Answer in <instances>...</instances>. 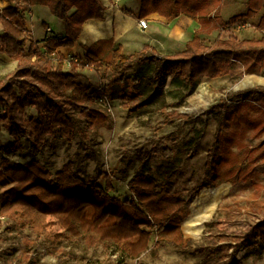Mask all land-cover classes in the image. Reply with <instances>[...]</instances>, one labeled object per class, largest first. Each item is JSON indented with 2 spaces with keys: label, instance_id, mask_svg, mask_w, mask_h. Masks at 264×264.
<instances>
[{
  "label": "trees",
  "instance_id": "obj_1",
  "mask_svg": "<svg viewBox=\"0 0 264 264\" xmlns=\"http://www.w3.org/2000/svg\"><path fill=\"white\" fill-rule=\"evenodd\" d=\"M8 7L0 9V53L16 60L14 69L0 76V122L13 139L9 152L22 148V137L28 141L33 155L42 150L47 137L71 141L75 134L78 115L83 127L90 130L105 114L97 103L123 98L129 111L148 104L152 93L161 91L167 77L177 84L188 82L193 88L201 78H213L228 73L236 54L264 68V35L259 38L238 39L233 30L249 23L264 30V0H247L244 13L224 18V8L236 0H138L137 16L156 14L159 19H170L182 14L197 23L185 48L169 54L155 53L144 44L132 54L122 52L118 45L111 49L113 77L106 88L96 92L84 87L76 78L79 67L100 66V47L94 43L85 48L84 63L69 59V70H64L65 57L58 47H72L78 40L82 24L88 19H102L105 6L101 0H9ZM41 5L63 23L61 36L50 35L43 40L44 52L37 42L29 41L25 24V6ZM133 15L129 11H123ZM219 29L220 34L210 44L201 35ZM29 42V43H28ZM27 49L25 47L27 46ZM56 54L52 63L47 56ZM152 63L153 70L144 83L136 76H126L135 63ZM140 89V91L138 90ZM33 114L26 117L25 110ZM168 115H185L170 112ZM222 116L215 122L214 141L207 150L203 175L185 190L168 189V180L160 185L150 169L143 170L141 161L127 182L130 197L120 199L110 194L114 170L102 171L105 185L78 176L72 161H67L53 174L37 160L25 164L0 162V188L4 199L0 202V216L12 223L26 225L36 236L50 242L72 241L81 238L86 247L115 246L130 258H137L148 249L152 235L156 238L153 249L164 244L185 248L200 259L198 264H243L238 253L260 256L264 251V217L257 219L239 234L225 232L226 221H211L214 230H207L204 241L193 245L183 239L180 225L189 213V202L203 188L221 182H232L233 176L241 180L248 172L235 169L233 152L219 147L216 136ZM264 130V119L256 121ZM200 143L196 138L192 154ZM1 149V141H0ZM151 155L170 161L176 154L165 137H160L150 149ZM264 154V151L261 153ZM0 264H5L1 260Z\"/></svg>",
  "mask_w": 264,
  "mask_h": 264
},
{
  "label": "rangeland",
  "instance_id": "obj_2",
  "mask_svg": "<svg viewBox=\"0 0 264 264\" xmlns=\"http://www.w3.org/2000/svg\"><path fill=\"white\" fill-rule=\"evenodd\" d=\"M241 0L233 6L224 8V18L240 14L245 10ZM247 8V6H246ZM28 11L25 9V14ZM159 19V18H158ZM39 23V22H37ZM25 24L30 34V20L25 16ZM196 22L184 15L170 19H159L151 28L150 44L158 54H169L185 48L191 38ZM40 28L48 33L46 25ZM238 39L259 38L264 30L255 29L249 23L233 30ZM220 34L213 30L201 35L205 44H210ZM29 39V38H28ZM30 41V39H29ZM29 43V42H28ZM27 46L25 49H27ZM43 52V46H38ZM112 47L102 45L98 55L102 58L100 66L79 67L76 82L84 87L90 86L96 92L104 90L113 77L109 66ZM85 54V53H84ZM82 56L71 58L84 63ZM52 63L56 54L47 56ZM0 61V76L12 68L11 57ZM69 59V57H67ZM10 62V63H8ZM64 70H69L65 62ZM153 70L152 63H135L126 76H136L144 83ZM2 74V75H1ZM7 74V73H6ZM140 91V89H138ZM144 94L150 95L148 104L129 111L123 106L126 99L115 98L106 101L97 99L98 105L105 109L90 130L83 127L82 119L77 117L73 139L47 137L42 150L33 155L28 149L26 137H22V148L9 152L13 139L7 138L4 122H0V162L7 159L10 163L25 164L37 160L52 174L67 161H72L76 174L85 180H95L104 187L105 181L99 173L114 170L110 194L120 199L130 197L127 182L145 161L143 170L150 169L160 185H164L167 175L168 189L185 190L194 186L202 177L207 150L211 147L218 117L222 116L216 142L233 152L235 169L248 172L246 180L233 176L232 182L203 188L189 202V213L180 225L183 239L193 245L204 241L207 230H214L211 221L223 218L225 232L239 234L257 219L264 217V130L255 124L264 119V68L249 59L236 54L228 73L213 78H201L193 88L188 82L177 84L167 77L161 91L152 93L148 88ZM177 112L185 116H170ZM26 117L32 110H25ZM7 133V134H5ZM9 136V135H8ZM165 137L168 145L176 151L175 156L166 161L150 154L151 147L160 137ZM200 138L195 154L193 143ZM236 169V170H237ZM4 189L0 188V202L4 199ZM215 201L214 212L205 221L198 238L186 236L182 230L183 222L204 206ZM156 236L152 235L148 249L137 258H130L115 246L103 248L101 245L86 247L81 238L50 242L36 236L26 225L12 223L0 216V256L5 264H198L200 259L185 248L172 244L153 249ZM264 246V243L262 244ZM238 256L243 264H264V251L260 256L246 255L241 250Z\"/></svg>",
  "mask_w": 264,
  "mask_h": 264
},
{
  "label": "crops",
  "instance_id": "obj_3",
  "mask_svg": "<svg viewBox=\"0 0 264 264\" xmlns=\"http://www.w3.org/2000/svg\"><path fill=\"white\" fill-rule=\"evenodd\" d=\"M101 1L105 6L103 18L86 20L82 24V30L78 40L72 47L57 48L56 51L65 57L64 62L67 61V57L70 59L72 55H78L79 57L82 56L85 53V48L92 46L94 43H97L99 47L107 45L112 47V49L120 45L122 52L126 54H132L133 52L140 50L144 44L150 45L152 43L150 30L155 26V23L159 21L156 14L152 13L148 16L142 17L146 20L147 27L145 29H141L138 25V19L140 17L137 16L139 8L138 0ZM246 1L247 0L243 1L245 5ZM237 2L239 5L241 0H236V3ZM10 4L11 2L9 0H0V9L8 7ZM25 9L28 11L26 16L30 20L31 36L29 39L33 42H37V46H43V40L46 36H61L63 34L64 28L62 21L52 16L47 7L32 5L25 6ZM246 9L247 8L245 6L244 12ZM123 11H129L133 15H127ZM41 25H46L47 29H49L48 33H45V31L40 28ZM8 57L9 56L6 54L0 53V61H2L1 59L7 60L9 59ZM11 62L12 63L8 62L12 64L10 71L14 69L16 60H12ZM6 136L7 138H11L8 135Z\"/></svg>",
  "mask_w": 264,
  "mask_h": 264
},
{
  "label": "bare ground",
  "instance_id": "obj_4",
  "mask_svg": "<svg viewBox=\"0 0 264 264\" xmlns=\"http://www.w3.org/2000/svg\"><path fill=\"white\" fill-rule=\"evenodd\" d=\"M215 201L207 204L200 211L189 216L182 224V230L186 236L198 238L204 228V223L214 212Z\"/></svg>",
  "mask_w": 264,
  "mask_h": 264
},
{
  "label": "built area",
  "instance_id": "obj_5",
  "mask_svg": "<svg viewBox=\"0 0 264 264\" xmlns=\"http://www.w3.org/2000/svg\"><path fill=\"white\" fill-rule=\"evenodd\" d=\"M138 25H139V27L141 29H145L147 27V22H146V20L144 18H139L138 19ZM47 30H49V29H47ZM1 31H2V28H1V25H0V33H1ZM70 59H72V58H70ZM72 60L75 61V59H72ZM66 62L68 63V66H69V59H67ZM64 65H65V62H64Z\"/></svg>",
  "mask_w": 264,
  "mask_h": 264
}]
</instances>
